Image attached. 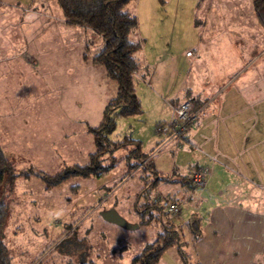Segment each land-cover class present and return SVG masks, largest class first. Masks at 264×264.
Wrapping results in <instances>:
<instances>
[{"label": "rangeland", "instance_id": "obj_1", "mask_svg": "<svg viewBox=\"0 0 264 264\" xmlns=\"http://www.w3.org/2000/svg\"><path fill=\"white\" fill-rule=\"evenodd\" d=\"M18 4L15 8L0 4V145L17 174L5 196L9 210L3 241L10 263L125 264L154 239L159 226L126 228L105 220L101 213L114 208L136 223L128 215L130 191L135 183H143L142 173H129L111 191L109 187L126 171L123 159L101 175L70 174L58 184L49 185L39 175L83 163L94 147L86 122L99 121L104 102L117 86L101 63L89 59L102 38L89 28L62 22L56 0ZM129 4L137 19L130 36L140 41V74L135 75L134 91L142 112L117 117L110 137L142 136L141 147L148 157L165 152L169 159L163 135L150 133L154 109L146 94L152 88L159 98H168L166 92L175 90L180 79L188 78L190 85L193 80H213L253 53L263 52L244 73L257 74V65L264 66V28L251 0H131ZM4 188L0 185V194ZM159 192L156 188L151 194ZM144 199L145 194L139 206ZM175 218L183 246L190 234L187 213L182 210ZM153 264L183 262L172 246Z\"/></svg>", "mask_w": 264, "mask_h": 264}, {"label": "crops", "instance_id": "obj_2", "mask_svg": "<svg viewBox=\"0 0 264 264\" xmlns=\"http://www.w3.org/2000/svg\"><path fill=\"white\" fill-rule=\"evenodd\" d=\"M19 1L0 0V4L6 2L15 8ZM61 21L67 24L64 16ZM262 54L253 53L217 79L193 80V85L188 78L180 79L175 90L166 92L168 98H159L152 88L146 94L154 109L149 116L151 134L157 132L159 121L168 118L171 104L185 98L192 102L191 120L182 133L180 146L175 147L174 138L162 143L169 144L171 158L165 152L157 158L149 157L152 169L164 177L150 188L149 196L156 188L161 189V196L179 206L178 214L182 210L187 213L186 225L198 218V238L192 240L190 232L183 240V248L193 262L264 264V66L257 65V74H244ZM137 138L142 143V136ZM196 166L210 169L202 189L186 183L188 168ZM140 187L142 183L137 182L130 191V207L134 209L130 208L128 215L135 222L138 217L134 200Z\"/></svg>", "mask_w": 264, "mask_h": 264}, {"label": "trees", "instance_id": "obj_3", "mask_svg": "<svg viewBox=\"0 0 264 264\" xmlns=\"http://www.w3.org/2000/svg\"><path fill=\"white\" fill-rule=\"evenodd\" d=\"M130 1L56 0L66 22L88 27L101 36V45L89 59L92 62L101 63L105 74L115 79L117 86L115 93L105 101L99 121L95 124L86 122V130L91 132L94 145L93 149L88 152L87 161L82 164H72L67 169L54 174L41 173L39 175L49 185L58 184L70 174L84 177L101 175L114 168L118 159H123L126 171L109 187L108 191H111V188L125 179L129 173L132 175L141 172L143 183L134 200L137 204L135 205L137 223L138 225L153 223L159 225L154 239L134 253L125 264L156 263L162 252L171 246H175L183 264H201L199 261H191L189 254L180 243L182 237H180L181 233L175 218L177 214L169 212L164 204V200H172L159 193L157 196L156 194L149 196L150 188L155 187L164 177L152 169L151 160L148 153L142 150L140 139L125 134L122 138L110 137L116 126L117 117L140 113L142 110L140 99L134 91V78L139 67L137 50L140 48V41L130 36L137 24L136 13L134 8L130 7ZM251 4L258 22L264 28V0H251ZM83 57L88 59L85 53ZM191 115L190 110L184 129L191 120ZM151 172L154 174L150 177ZM16 176L11 160L0 145V185L5 186L0 194V264H11L7 247L3 241L9 210L5 196L6 192L8 194L12 191ZM186 183L189 181L187 180ZM75 185L78 184L75 183L71 187ZM143 194H145V199L140 207L139 200ZM187 227L192 234V240L197 239L199 236L197 233L198 218L189 220Z\"/></svg>", "mask_w": 264, "mask_h": 264}, {"label": "built area", "instance_id": "obj_4", "mask_svg": "<svg viewBox=\"0 0 264 264\" xmlns=\"http://www.w3.org/2000/svg\"><path fill=\"white\" fill-rule=\"evenodd\" d=\"M190 99H183L177 104H171V113L165 120L159 121L156 124V131L162 134L164 143L169 138L175 139V147L180 146V138L184 129L185 121L190 115ZM174 147V148H175ZM210 169L207 166L189 167L186 173V178L197 189H202L207 181ZM166 209L174 214L179 213V206L172 201H165Z\"/></svg>", "mask_w": 264, "mask_h": 264}, {"label": "water", "instance_id": "obj_5", "mask_svg": "<svg viewBox=\"0 0 264 264\" xmlns=\"http://www.w3.org/2000/svg\"><path fill=\"white\" fill-rule=\"evenodd\" d=\"M101 215L105 220L116 223L126 228H134L138 225L137 222L131 223L125 220L114 208L104 210Z\"/></svg>", "mask_w": 264, "mask_h": 264}]
</instances>
